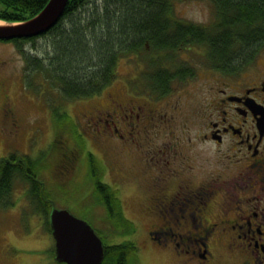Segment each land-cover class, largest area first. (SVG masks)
Segmentation results:
<instances>
[{
    "label": "flooded vegetation",
    "instance_id": "af4514ba",
    "mask_svg": "<svg viewBox=\"0 0 264 264\" xmlns=\"http://www.w3.org/2000/svg\"><path fill=\"white\" fill-rule=\"evenodd\" d=\"M198 48L205 56L206 50ZM135 54L127 59L136 63ZM254 55L244 58L243 63L229 72L207 68L217 80L211 85L213 95H205V104L200 110L205 118L200 138L218 152H222L221 147L226 144L222 154L229 161L218 162L221 167L207 172L201 181L198 180L201 171L197 172L193 160L179 145L178 137L188 129V119L184 118L179 126L174 115L171 118L162 116L159 100H149L144 92L124 96L109 91L107 104L84 114L86 131L93 132L95 142L103 149L109 161L108 170H114L110 157L115 158V140L129 154L134 148L137 158L143 161L144 152L148 158L157 154L161 157L150 165L151 171H146L147 163L139 162L144 187L139 184L141 177L139 179L135 173H123L120 177L141 196V220L137 223L145 230L150 247L156 249L162 259L159 264H225L224 258L227 264H264V69L258 66L256 71L249 67V72L243 70L245 65L255 61L257 55ZM194 71L191 67L185 73L189 80L195 78ZM184 75L179 78L182 80L177 77L173 82L172 96L173 88L185 81ZM137 82L144 84L141 79ZM127 91L126 94L130 93ZM143 98L144 103L140 101ZM168 100L161 103L162 109L178 115L177 111L182 110L180 102L173 104L170 111ZM0 119L1 132L16 129V116L5 91L1 90ZM161 132L171 140L162 141L159 148L157 142ZM151 135H155L154 142L143 149V141ZM231 143H234L232 151L236 152V157L226 156L232 148ZM12 210L15 211L11 214L17 217L18 229L14 231L19 240L12 241L7 236L5 231L11 226L6 227L0 220V264H49L50 260L54 261V251L52 257L49 256V247L29 245L34 232L28 221L32 214L28 204Z\"/></svg>",
    "mask_w": 264,
    "mask_h": 264
},
{
    "label": "trees",
    "instance_id": "16d2710c",
    "mask_svg": "<svg viewBox=\"0 0 264 264\" xmlns=\"http://www.w3.org/2000/svg\"><path fill=\"white\" fill-rule=\"evenodd\" d=\"M48 1L0 0V21L29 20ZM177 1L69 0L59 20L42 35L0 43H12L20 53L28 89L45 94L54 90L65 101L103 93L114 82L118 60L133 57V53H137L134 60L139 73L122 80L125 92H144L149 100L163 101L171 95L177 77L182 80L179 78L187 73L186 66L177 60L185 48L200 46L207 52L203 58L208 66L229 72L264 47V0H208L214 11V21L208 25L179 20L174 7ZM38 77L40 84L34 82ZM140 79L144 84L137 82ZM110 93L121 94L116 89ZM86 161L90 171L95 170L91 178L96 198L98 195L105 201L107 210H113L110 204L117 205L109 215H118L122 226L132 225L121 211L117 191L102 183L98 172L104 169L99 160L89 152ZM38 164L13 152L0 158V207L13 204L15 185L25 183L29 205L41 214L45 230L50 232L48 214L54 200L36 176ZM103 246L101 264H140L133 242Z\"/></svg>",
    "mask_w": 264,
    "mask_h": 264
},
{
    "label": "rangeland",
    "instance_id": "374dc122",
    "mask_svg": "<svg viewBox=\"0 0 264 264\" xmlns=\"http://www.w3.org/2000/svg\"><path fill=\"white\" fill-rule=\"evenodd\" d=\"M174 7L175 15L181 21L200 25H208L214 21L213 7L208 0H178ZM38 44H42V41L40 40ZM260 50L262 51L257 55ZM256 55L255 61L251 60L252 63L244 66V71L249 72L247 67L251 71H256L258 66L264 69V47L259 48L254 56ZM203 57L202 51L195 45L189 46L188 49L185 48L177 56L178 63L185 65L186 70L194 68L195 78L189 80L188 74H185L186 82H179L178 87L173 88L174 96L171 95L164 101H159L163 103L169 99L170 111L173 104L180 102L182 110L177 111L178 115L176 112H169L166 108L162 109L161 103L158 105L159 113L169 118L174 115L179 126L184 123V118L188 119V129L184 133H180V137H178V139L180 138L179 145H182V149L193 160L197 172L201 171L199 181L203 180L207 172L216 171L221 167L218 162L229 161L227 157L225 160V155L222 154L226 150V144L221 147L222 152H218L212 144L209 147L208 142L200 138L205 124V118L200 110L205 104V95L209 97L213 95L210 92L211 85L214 80H217L215 75H212L207 69L210 66L205 63ZM137 70L138 67L132 60L120 58L116 67L117 75L113 84L110 85L111 88H105L97 98L65 101L54 90H48V94H45L44 91L35 93L28 89L24 83L25 67L20 53L15 49L14 44L0 43V90L5 91L7 102L13 109L17 124L15 130L11 128L7 132H1L0 129V158L13 152L24 158L37 161L39 164L35 169L36 176L51 192L56 209L67 210L75 217L86 221L105 245H114L125 241L135 243L140 264H159L162 259L158 257L156 249L150 247L145 230L141 228L142 225L139 227V223H137L141 220L139 208L142 201L139 199L141 196L133 190L134 187L129 183H123L120 177L123 173L130 172L135 173L140 179L143 175L141 172L139 174L141 168L139 162L147 163L146 171H151L150 165H153L161 157L157 154L155 157L152 155L148 158L147 153L143 151L142 157L145 158L143 161L139 157L137 158V151L134 148H131L129 154L124 151L120 142L115 140L113 146L115 158L110 157V161H114V170H108L109 161L105 158L103 149L95 142L93 132L86 131L84 119V114L89 113L87 110L101 109V105L108 103L106 95L109 91L116 89L124 96L131 95L132 93H125L122 80L131 78L135 74L137 77L139 73ZM35 81L40 84L41 78L38 77L34 79ZM144 100L145 98L140 99L143 103ZM1 125L0 119V127ZM169 125L172 126V123L170 122ZM154 137L155 135H151L143 141L146 146H143V149H147V144L154 142ZM166 140L170 141L171 139L166 138L165 133L160 134L157 146L159 147L161 145L159 143ZM233 144L231 143L232 148L226 156L236 157V152L232 151ZM157 148L155 150H158ZM149 151L153 152V150ZM89 152L97 156L105 168L103 172H98V175H102V183L117 191L121 211L127 220L133 221L128 220L132 225L122 226L118 215L113 214L112 217L109 215L117 205L114 207V203H112L110 207H113V210H107L108 206L105 205V201L98 195L96 198L94 182L91 178L95 170L94 172L90 171L91 168L86 161ZM164 159L168 160L166 154ZM233 169L235 170L236 167L234 166ZM142 177L139 184L142 183L144 187ZM26 191H28L27 184L15 185L13 200L17 201L16 197H20V202L17 205L15 202L14 208L20 207L24 203L22 200L27 199L26 196L24 197ZM11 211L15 210H12L10 206L0 207V220L4 221L6 227L11 226L6 229L5 233L12 241H16L19 240V237L14 229H18V222L17 217L13 216ZM39 217L36 213L28 216V221L32 225L30 228L35 235L29 241V245L35 248L46 246V248L53 249L52 235L45 230L44 222L41 224ZM127 227L129 230L134 229L133 233L126 231ZM122 232L123 234L120 235ZM49 256L52 257L51 252ZM227 262L228 260L224 258L223 263L227 264ZM49 264L55 263L50 260Z\"/></svg>",
    "mask_w": 264,
    "mask_h": 264
},
{
    "label": "water",
    "instance_id": "95a60500",
    "mask_svg": "<svg viewBox=\"0 0 264 264\" xmlns=\"http://www.w3.org/2000/svg\"><path fill=\"white\" fill-rule=\"evenodd\" d=\"M68 0H49L35 16L20 23L0 24V40L33 38L49 30L62 16ZM1 22V21H0ZM54 239L55 260L63 264H101L102 240L84 220L64 209L52 208L48 214Z\"/></svg>",
    "mask_w": 264,
    "mask_h": 264
},
{
    "label": "bare ground",
    "instance_id": "6f19581e",
    "mask_svg": "<svg viewBox=\"0 0 264 264\" xmlns=\"http://www.w3.org/2000/svg\"><path fill=\"white\" fill-rule=\"evenodd\" d=\"M0 24H3L2 22H0Z\"/></svg>",
    "mask_w": 264,
    "mask_h": 264
}]
</instances>
